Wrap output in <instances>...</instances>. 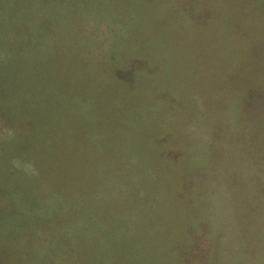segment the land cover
Segmentation results:
<instances>
[{"label": "rangeland", "instance_id": "1", "mask_svg": "<svg viewBox=\"0 0 264 264\" xmlns=\"http://www.w3.org/2000/svg\"><path fill=\"white\" fill-rule=\"evenodd\" d=\"M37 1L38 12L12 13L11 27L0 13V88L16 92L17 105L8 115L0 110V167L9 164L18 180L0 191V213L14 215L0 217V235L7 221L5 231L24 233L3 245L27 261L44 245L49 256V216L54 226L84 227L88 214L101 229L96 240L114 254L104 264H264V193L256 191L258 176L233 172L252 165L253 145L264 154V43L247 47L237 35L258 30L256 20L264 31V12L247 3L241 18L224 9L229 0H179L162 6L163 18L176 23L161 28L152 27L153 0ZM210 3L221 11L211 12ZM187 15L201 18L200 31L179 21ZM94 17V27L82 22ZM89 29L104 43L95 60L77 43ZM149 45L157 57H144L143 74L132 54L143 56ZM107 56L117 57L98 60ZM74 60L90 64L92 74L78 72ZM134 161L143 187L117 194L122 206L107 195L122 177L111 185L104 174L113 164L116 175L133 174Z\"/></svg>", "mask_w": 264, "mask_h": 264}, {"label": "trees", "instance_id": "2", "mask_svg": "<svg viewBox=\"0 0 264 264\" xmlns=\"http://www.w3.org/2000/svg\"><path fill=\"white\" fill-rule=\"evenodd\" d=\"M37 0H0V13L1 11H5V13L8 15L6 17H2L1 21L5 23L4 26H10L11 27V23L13 22V17L12 13L15 14L16 10L17 13L16 14H22L25 16L30 15L31 13H35L38 12L41 8V5L38 3ZM142 1L146 2V0H127L126 3H128L130 6H135L136 4H141L143 3ZM179 0H162V1H158V0H153V3H156V7L155 10L158 11V13L154 14L153 9L150 8L151 13H149V16H151L152 21H153V25L152 27H154V25H157L159 27L164 26L165 24L168 25H172L175 24L176 21L174 19V17L172 16H167V18H163V16H166L165 14H163L162 12V6L164 5V10L165 7H169V8H173L175 6V3L178 2ZM185 1V0H184ZM225 1V0H221ZM258 1V3L252 2L251 0H229L230 5H226L224 6L225 10H228L229 8L232 9L233 14H239V16L241 18H247L249 13L247 11V3H252L254 5H256V7H258L260 9V13L264 12V0H256ZM239 2L243 3L240 4ZM133 3V4H131ZM212 3H210V10L211 12H220L222 7H219L216 9L213 5H211ZM39 5V7H38ZM187 5L194 7L193 4L188 3ZM177 7V6H175ZM174 7V8H175ZM24 9V10H23ZM2 11V12H3ZM199 9L195 7V13H198ZM94 14H92L91 16H93ZM155 15H159V16H155ZM162 15V16H161ZM88 17V16H87ZM187 18L188 23L190 25V27H194L195 29H198V31H200V29L198 28V22H201V18L198 17L196 19L192 18V16L187 15V16H183V17H178L179 21H185L184 18ZM86 18V17H85ZM82 19V22H89L93 27L95 26L96 22H98L95 17L94 18H90V19ZM247 21V20H246ZM245 20H243V22L246 23ZM81 22V23H82ZM223 24V22H222ZM248 26L249 24L246 23ZM252 24V23H251ZM84 26V24H82ZM209 27V26H207ZM162 28V27H161ZM223 27H220V30ZM206 28H204L205 30ZM256 30L254 33H244L241 34L239 31L241 30H237V35L241 36V40L243 41V44L247 47H250L251 45H253L254 43H259L262 42V44L264 43V31L260 30V26L256 20ZM207 31H210V29H206ZM243 30V29H242ZM261 32H260V31ZM95 32H93V30L89 29L86 31L87 34V38L85 37H81L79 39V42L77 43H81L84 44L82 47H80L82 49V51L85 53V51L88 54V57L91 56V54L89 53L90 48L93 49V53L94 55L92 56V59L95 60V52H96V44H101L102 46L104 45L102 40H98L95 39L96 34L93 36L92 34H94ZM193 34V33H192ZM102 36V35H100ZM243 37V39H242ZM88 38L93 39L94 41L91 43L89 42ZM100 41V42H99ZM218 43H220L218 41ZM205 44H210V41H206ZM38 46V44H37ZM105 51L108 53V50L105 49ZM92 53V54H93ZM147 55V56H146ZM2 54L0 53V58H1ZM132 56L136 57L135 62H133L134 67L136 66L139 71H142L143 74H145L144 70H143V62H144V57L146 56L147 58H154L157 57V55H153L152 56V47L151 45H149L148 47L145 48L143 56H138L136 49H135V53L132 54ZM117 56H107L106 61L101 57L98 60L102 61L103 64L108 65L107 61L111 58H116ZM79 58V56H78ZM140 60H138V59ZM204 58V54H202V57ZM39 60H42V56H39ZM119 59L117 58V63ZM124 63L123 64H127L128 66L126 68H128L131 64V62L129 63L128 61H126V58L123 59ZM126 61V62H125ZM74 62V66L78 68V72H81V74H92V69L90 64H87L86 61L84 62H76L75 60ZM117 65V64H116ZM119 66V63L117 65V67ZM86 67V69H85ZM120 67H122V65H120ZM123 68V67H122ZM76 70V68H75ZM133 72H138L137 69H133L131 73ZM113 73L120 76V79H125L127 76V73H125L122 70L119 69H113ZM1 74V72H0ZM129 74V73H128ZM126 75V76H125ZM12 76V74H11ZM125 76V78H124ZM132 79L134 81V76L131 74ZM13 77V76H12ZM71 80V76L69 77V82L68 84L69 86V93L71 92V94L74 95V91L73 89H75V80ZM5 90H2L0 88V110H4L5 114L8 115V113L6 112L7 110H10L11 108H15V106L17 105H13V99H14V95L16 92H13L12 89L9 86H6L5 88H3ZM52 91V90H51ZM58 93V92H57ZM26 97V93L22 94V98H23V102H25L24 98ZM67 97H69L68 99H72L73 97L68 95ZM75 97V96H74ZM66 98V97H65ZM83 98V97H82ZM18 100V99H16ZM71 110L69 111V107L67 108V112H76V110H73L72 108H70ZM72 114V113H71ZM197 116V120L199 121V127H205V125L202 124V120H204L201 115H196ZM262 117V116H261ZM263 118V117H262ZM9 122V121H8ZM123 125V124H122ZM13 127V126H12ZM119 130V129H118ZM4 133V132H3ZM10 135L11 133L5 132L4 134L7 136V134ZM123 135V136H122ZM8 137V136H7ZM124 134H118L117 138H122L123 139ZM208 141V140H207ZM111 148V147H108ZM256 145H253L252 149L250 150V161L252 163V165H250V163L248 161H246L247 165L249 167H246L243 164V167H238L237 169H235L233 172L234 173H238L241 172V170H239L240 168H243L246 171L251 172L253 175H255L256 177L258 176V181L255 184V188H258V190H256L254 187L250 190L253 192V190H256L259 192L260 190V194L262 195L264 193V154L261 153L258 149H256ZM118 151V150H117ZM116 152V151H115ZM117 153V152H116ZM1 154V151H0ZM136 158V157H134ZM260 158L261 161H257L256 159ZM139 159V158H137ZM132 163V162H131ZM106 165V164H104ZM114 165V170H109L107 167V170L105 172L107 173H103L106 177V183H110L111 185H113V183H117V178L122 177L121 181L117 188L118 190L113 191L111 190V188H109V191L107 192V195H109L110 197L112 196V193L115 194V196L117 194H127L129 193V191L133 190L134 187H139L138 189H141V187H143V177H142V170L141 167L137 164V162H133L132 166L134 167V171H132L131 174L128 170L126 171H121V173H119L118 175H116V169L119 168L117 167L116 164ZM117 167V168H116ZM257 172H261L262 175H259ZM116 176V177H115ZM126 179H125V177ZM113 182V183H111ZM137 184V186H136ZM15 185H18V180L17 177L14 173L11 172V167L9 164H6L4 166L3 169H1L0 167V191H5L7 186L10 187H15ZM108 187V186H106ZM108 189V188H107ZM141 192V191H140ZM138 196V195H137ZM114 196H112L113 198ZM117 198H122L121 196ZM135 197V196H134ZM259 202L262 204V202L264 201V199L261 198V196L258 198ZM119 202V205L121 204L122 206L126 204H124V200L122 198L121 201L117 200ZM12 209L4 211V214L0 213V217H2L3 215L6 216L5 220H9V218H11V215L14 217V215L12 214ZM69 217V216H66ZM87 218L89 219V223L91 224V226H79V225H73L70 224L65 226L64 224H59L54 226L53 225V221L51 220L52 217L51 215L49 216V231L51 233H54V236H52L53 238H51L49 236V256H46L44 254H46L47 249L44 246L39 248V251L41 254H37V257H32L34 260L31 261H27V258L24 257H15L16 254L13 253L12 250H10V246H6L3 245L4 243H7L8 241H10V243H17L16 241H14L15 239L12 237L11 233L16 232V234L20 237L23 236V231L20 232V229L18 226H16L13 229L11 228V230H8L9 233H7L8 231L6 230V227L8 226V224H11L10 222H6V226H3V230L2 234L0 235V264H13L12 262L10 263L9 261L14 260L15 264H104L106 262L105 258L107 257H113L114 254H112L111 252H105L108 251L107 250V244H103L102 242H100L99 240H96L97 237L99 236V231H101L100 228H97L95 226L96 220L91 217L90 215L87 214ZM8 238V237H12L10 240H6L4 238ZM17 247H20L18 244H16ZM23 245V243H22ZM152 247V245H151ZM196 249V248H195ZM258 250H260V246L259 248L257 246H255V251L258 252ZM38 251V252H39ZM199 254V253H197ZM261 257L259 256V258L257 259L256 263H261L260 261ZM115 264V263H113ZM262 264V263H261Z\"/></svg>", "mask_w": 264, "mask_h": 264}]
</instances>
